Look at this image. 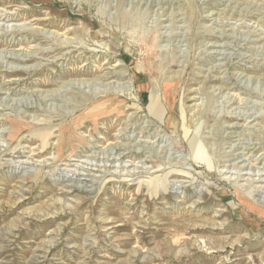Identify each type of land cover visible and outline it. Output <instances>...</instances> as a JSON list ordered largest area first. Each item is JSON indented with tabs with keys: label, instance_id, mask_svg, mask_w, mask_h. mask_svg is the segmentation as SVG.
Masks as SVG:
<instances>
[{
	"label": "rangeland",
	"instance_id": "rangeland-1",
	"mask_svg": "<svg viewBox=\"0 0 264 264\" xmlns=\"http://www.w3.org/2000/svg\"><path fill=\"white\" fill-rule=\"evenodd\" d=\"M261 205L264 0H0V264H264Z\"/></svg>",
	"mask_w": 264,
	"mask_h": 264
},
{
	"label": "bare ground",
	"instance_id": "bare-ground-1",
	"mask_svg": "<svg viewBox=\"0 0 264 264\" xmlns=\"http://www.w3.org/2000/svg\"><path fill=\"white\" fill-rule=\"evenodd\" d=\"M6 17V16H5ZM221 24V23H220ZM223 35V34H222ZM208 38V37H207ZM109 74V73H108ZM124 74V73H123ZM110 75L112 76V77H123V76H121V75H119V73H115V72H112V73H110ZM107 77V76H106ZM126 78V77H125ZM221 80V79H220ZM51 96V95H50ZM54 96V95H53ZM59 96V95H58ZM171 96V95H170ZM169 96V97H170ZM56 97V96H55ZM54 98V97H53ZM168 100H170V99H168ZM236 128V127H235ZM61 148V147H60ZM63 149H65V148H63ZM63 149H60V151H63ZM59 151V152H60ZM109 152V151H108ZM121 154V153H120ZM175 178V177H174ZM71 180H72V178H70ZM71 188V187H70ZM68 193V192H67ZM262 200V199H261ZM257 203V202H256ZM263 203V202H262ZM256 205H258V204H256ZM259 206V205H258ZM258 206H254V207H258ZM261 206H263V205H261ZM264 207V206H263ZM258 211V210H257ZM261 212V211H260ZM259 213V212H258ZM263 215H264V213H263Z\"/></svg>",
	"mask_w": 264,
	"mask_h": 264
}]
</instances>
